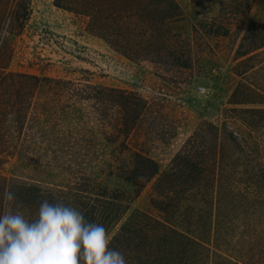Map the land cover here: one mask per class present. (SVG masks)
Here are the masks:
<instances>
[{"label":"trees","instance_id":"1","mask_svg":"<svg viewBox=\"0 0 264 264\" xmlns=\"http://www.w3.org/2000/svg\"><path fill=\"white\" fill-rule=\"evenodd\" d=\"M30 3L0 5V170L13 163L10 176L0 173V212L12 208L31 218L43 199L71 205L105 227L108 247L126 264H264V2L255 8L254 0H241L229 26L218 19L200 26L212 37L236 34L237 81L220 118L198 126L162 172L131 144L149 109L139 94L8 69ZM53 6L125 59L158 67L164 80L191 73V41L176 25L183 16L176 0H53ZM77 106L89 109L100 142L113 147L109 176L131 194L87 174L97 139L85 125L64 126ZM147 186L155 214L134 210L123 220ZM9 190L14 202L4 199Z\"/></svg>","mask_w":264,"mask_h":264},{"label":"rangeland","instance_id":"2","mask_svg":"<svg viewBox=\"0 0 264 264\" xmlns=\"http://www.w3.org/2000/svg\"><path fill=\"white\" fill-rule=\"evenodd\" d=\"M3 0H0V5ZM255 8L264 0H254ZM182 19L176 25L192 47L193 68L186 79L168 78L147 62L134 63L111 50L103 41L86 33L73 14L53 6V0H31V16L23 32L13 38V56L8 69L36 76L67 80H85L99 88H115L139 94L149 109L142 118L131 144L154 159L160 172L170 164L188 137L203 122H216L237 81L231 73L232 58L239 41L230 37H212L202 31L203 24L232 18L241 0H176ZM231 33L236 29L230 26ZM167 77V79H166ZM182 77V78H184ZM176 81V82H175ZM86 107L67 112L66 128L85 125L97 139L90 152L87 174L98 177L109 188L130 186L109 176L106 164L111 161L112 146L102 143L95 124L87 117ZM12 164L0 173L10 176ZM101 172V173H100ZM27 176L26 172L22 173ZM150 186L133 198L125 220L134 210L154 215L149 207Z\"/></svg>","mask_w":264,"mask_h":264},{"label":"clouds","instance_id":"3","mask_svg":"<svg viewBox=\"0 0 264 264\" xmlns=\"http://www.w3.org/2000/svg\"><path fill=\"white\" fill-rule=\"evenodd\" d=\"M4 199L14 202L15 193ZM108 244L102 224L60 201L41 200L31 218L12 208L0 212V264H126Z\"/></svg>","mask_w":264,"mask_h":264}]
</instances>
